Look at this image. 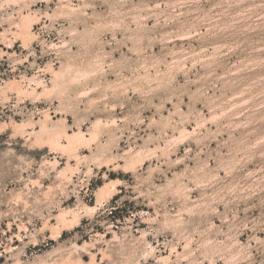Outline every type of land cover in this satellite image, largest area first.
I'll return each mask as SVG.
<instances>
[{"label":"rangeland","instance_id":"rangeland-1","mask_svg":"<svg viewBox=\"0 0 264 264\" xmlns=\"http://www.w3.org/2000/svg\"><path fill=\"white\" fill-rule=\"evenodd\" d=\"M0 264H264V0H0Z\"/></svg>","mask_w":264,"mask_h":264}]
</instances>
